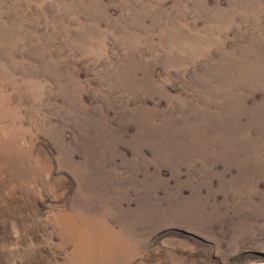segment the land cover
<instances>
[{"label":"rangeland","instance_id":"374dc122","mask_svg":"<svg viewBox=\"0 0 264 264\" xmlns=\"http://www.w3.org/2000/svg\"><path fill=\"white\" fill-rule=\"evenodd\" d=\"M0 264H264V0H0Z\"/></svg>","mask_w":264,"mask_h":264}]
</instances>
